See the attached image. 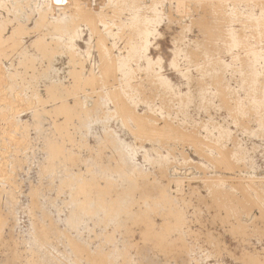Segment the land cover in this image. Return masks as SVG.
<instances>
[{"label": "rangeland", "instance_id": "1", "mask_svg": "<svg viewBox=\"0 0 264 264\" xmlns=\"http://www.w3.org/2000/svg\"><path fill=\"white\" fill-rule=\"evenodd\" d=\"M47 1L0 0V264H264V0Z\"/></svg>", "mask_w": 264, "mask_h": 264}, {"label": "bare ground", "instance_id": "2", "mask_svg": "<svg viewBox=\"0 0 264 264\" xmlns=\"http://www.w3.org/2000/svg\"><path fill=\"white\" fill-rule=\"evenodd\" d=\"M132 1V0H131ZM214 1V0H213ZM245 1V0H244ZM235 2V1H234ZM66 1L65 0H48L44 5H43V8H42V10H38L37 11V13L39 14V16L41 17H38V18H40V23H39V25L41 24V26H43V25H46V24H48V25H50V26H52V24H54L55 25V27L54 28H62V30H63V28L65 27V26H62V25H60V27L58 26L59 24H55V22L54 21H51V22H49V20H48V14H49V12H48V9H50L51 10V12H52V16H54V19L55 18H57V17H59L60 18V20L61 19H63V17L65 16V15H62V14H65V12H66V10H67V7H66ZM121 4H122V2H121ZM129 4V3H128ZM108 5V4H107ZM110 5V4H109ZM117 5V4H116ZM123 5V4H122ZM122 5H121V7H122ZM130 5V4H129ZM199 5V4H198ZM264 5V4H263ZM112 6V5H111ZM118 6V5H117ZM132 6V5H131ZM257 7V6H256ZM45 8V9H44ZM46 8H47V10H46ZM129 8V7H128ZM122 9V8H121ZM260 10V9H259ZM115 12V11H114ZM70 13V12H69ZM116 13V12H115ZM62 15V16H61ZM117 15V14H116ZM238 15V14H237ZM17 16V15H16ZM137 16V15H136ZM66 17V16H65ZM101 17V16H100ZM155 17V16H154ZM50 18V17H49ZM52 18V17H51ZM65 19V18H64ZM131 19V18H130ZM133 19V18H132ZM262 19V18H261ZM58 20V19H57ZM57 20H56V23H57ZM102 20V19H101ZM18 21V20H17ZM12 22H15L14 20L12 21H9V23H12ZM61 23H62V20L60 21ZM59 22V23H60ZM64 22H65V20H64ZM81 22H83V20L81 21ZM131 22H133V21H131ZM49 23H51V24H49ZM71 23H72V21H71ZM21 24V23H20ZM43 24V25H42ZM119 24V23H118ZM213 24V23H212ZM251 24V23H250ZM73 25V24H72ZM206 25V24H205ZM257 25H259V24H257ZM71 26V25H70ZM119 26H121L120 24H119ZM68 27V26H67ZM73 27H74V25H73ZM124 27V26H123ZM19 28L21 29V27H19V25L17 26V23L15 22V24L13 25V28H12V32H10V35L8 36V37H6L5 36V34L3 35H0V58H3V56L4 55H6L5 53H4V51H6V49L8 50L10 47H8V44L9 43H11V42H13V41H16V39H17V31L19 30ZM53 28V29H54ZM131 28H132V26H131ZM258 29V28H257ZM122 30V29H121ZM148 30V29H147ZM123 31V30H122ZM130 31V30H129ZM53 32V31H52ZM60 33V32H59ZM62 34V33H61ZM54 35V34H53ZM148 35V34H147ZM47 37V36H46ZM115 37V36H114ZM213 37V36H212ZM242 37V36H241ZM45 38V37H44ZM138 38V37H137ZM147 38V37H146ZM237 39V38H236ZM204 40V39H203ZM44 41V40H43ZM243 42V41H242ZM241 42V44H243ZM127 43H128V41H127ZM46 44V43H45ZM142 45V44H141ZM240 45V44H239ZM46 46V45H45ZM143 46V45H142ZM234 46V45H233ZM128 47V46H127ZM238 47V46H237ZM247 47V46H246ZM211 48V47H210ZM212 49V48H211ZM221 49V48H220ZM45 51H46V49H45ZM209 51H210V49H209ZM213 52V51H212ZM2 54H4L3 56H2ZM9 55V54H8ZM128 55V54H127ZM7 56V55H6ZM10 57V56H9ZM4 58H6V57H4ZM136 59V58H135ZM81 60V59H80ZM240 60V59H239ZM25 61V60H24ZM195 61V60H194ZM255 61V60H254ZM79 62V61H78ZM206 62V61H205ZM239 62V61H238ZM25 63V62H24ZM34 63V62H33ZM83 63V62H82ZM114 63V62H113ZM136 63V62H135ZM196 63V62H195ZM263 63H264V61H263ZM84 64V63H83ZM193 64V63H192ZM25 65H27V63H25ZM25 65H24V67H25ZM31 65V64H30ZM103 65V64H102ZM28 66V65H27ZM100 66H101V64H100ZM105 66V65H104ZM83 67V66H82ZM106 68H107V65H106ZM106 68H103V69H106ZM109 68H111L112 69V67L110 66ZM204 68V67H203ZM99 69V68H98ZM255 69V68H254ZM23 70V69H22ZM35 70H36V67H35ZM90 70H92V69H90ZM37 71V70H36ZM35 71V72H36ZM81 71V70H80ZM28 72V71H27ZM30 72H31V70H30ZM38 72V71H37ZM82 72V71H81ZM113 72V71H112ZM118 72V71H117ZM133 72V71H132ZM33 73H34V71H33ZM39 73V72H38ZM42 73V72H41ZM46 73V72H45ZM45 73H44V76H45ZM78 73V72H77ZM102 73V72H101ZM136 73V72H135ZM19 74H20V71H19ZM19 74H17V72L15 73H10V72H8L7 73V75H8V77H10L11 79H13L14 77L15 78H17L18 76H19ZM27 74V73H26ZM43 74V73H42ZM93 74V73H92ZM3 75H5L3 72H0V78H2V76ZM18 75V76H17ZM21 75L23 76V73L22 74H20V77H21ZM31 75H32V73H31ZM37 76H35V75H33V77L35 76V78L36 77H39L38 76V74H36ZM115 75V74H114ZM113 75V76H114ZM214 75V74H213ZM245 75V74H244ZM17 76V77H16ZM27 76H29L28 74H27ZM48 76H49V74H48ZM30 77V76H29ZM32 77V76H31ZM42 77V76H41ZM40 77V78H41ZM250 77V76H249ZM19 78V77H18ZM23 78V77H22ZM43 78V77H42ZM46 78H48V77H46ZM127 78V77H126ZM213 78H215V77H213ZM106 79V78H105ZM242 79V78H241ZM251 79V78H250ZM32 80H34V79H32ZM37 80V79H36ZM47 80V79H46ZM89 80H90V78H89ZM40 81H41V79H40ZM103 81V80H102ZM107 81V80H106ZM214 81V80H213ZM32 82V81H31ZM91 82V81H90ZM214 82H216V81H214ZM247 82V81H246ZM198 83V82H197ZM249 83V82H248ZM250 84V83H249ZM80 86V85H79ZM89 86V85H88ZM244 87H245V85H244ZM77 88V87H76ZM64 89V88H63ZM252 89V88H251ZM65 90V89H64ZM257 90V89H256ZM133 91H134V89H133ZM220 93V92H219ZM226 94H227V92H226ZM229 94V93H228ZM261 94V93H260ZM64 95V94H63ZM133 96H134V94H133ZM73 97V96H72ZM224 97V96H223ZM52 98V97H51ZM263 98V97H262ZM54 100V99H53ZM77 101V100H76ZM137 101V100H136ZM224 101V100H223ZM242 102V101H241ZM49 103V102H48ZM94 103V102H93ZM148 103V102H147ZM230 103H232V102H230ZM230 103L228 104V105H230ZM238 103V102H237ZM61 104H63V103H61ZM205 104V103H204ZM47 105V104H46ZM123 105V104H122ZM225 105V104H224ZM64 106V105H63ZM62 106V107H63ZM117 106V105H116ZM58 107V106H57ZM60 107V106H59ZM125 107V106H124ZM229 107H231V106H229ZM233 107V106H232ZM243 107V106H242ZM56 108V107H55ZM119 108H120V106H119ZM131 108V107H130ZM204 108V107H203ZM60 109V108H59ZM86 109V108H85ZM127 109V108H126ZM57 110V109H56ZM61 110V109H60ZM88 110V109H87ZM122 110V109H121ZM124 110V109H123ZM240 110V109H239ZM126 111V110H125ZM131 111V110H130ZM134 111V110H133ZM230 111H231V109H230ZM233 111V110H232ZM241 111V110H240ZM50 112V111H49ZM78 112V111H77ZM123 111H121V113H122ZM251 112V111H250ZM44 113H45V111H44ZM80 113V112H79ZM86 113V112H85ZM89 113V112H88ZM120 113V112H119ZM126 113V112H125ZM128 113V112H127ZM133 113V112H132ZM131 113V114H132ZM136 113V112H135ZM248 113V112H247ZM46 114V113H45ZM68 114V113H67ZM66 115V114H65ZM125 115H127V114H125ZM128 115H130V114H128ZM127 115V116H128ZM61 116V115H60ZM62 116H63V114H62ZM69 116V115H68ZM131 116V115H130ZM129 116V117H130ZM135 116V115H134ZM133 116V117H134ZM55 117V116H54ZM64 117H66V116H64ZM70 117V116H69ZM42 118V117H41ZM56 118H57V116H56ZM135 118V117H134ZM137 118V117H136ZM136 118L134 119V121L136 120ZM66 119V118H65ZM131 120H133L132 118H130ZM139 119V118H138ZM145 119V118H144ZM82 120V119H81ZM124 120V119H123ZM142 120V119H141ZM140 120V121H141ZM70 121V120H69ZM78 121H79V119H78ZM96 121V120H95ZM42 122V121H41ZM55 122V121H54ZM144 122L146 123L147 121H145L144 120ZM144 123V124H145ZM39 124V123H38ZM137 124H138V122H137ZM247 124V123H246ZM42 125V124H41ZM141 125H142V123H141ZM139 126V125H138ZM242 126H243V124H242ZM146 127V126H145ZM141 128V127H140ZM152 129V128H151ZM144 130V132H145V129H142V131ZM154 130V129H153ZM59 132V131H58ZM144 132H143V134H144ZM155 132V131H154ZM67 133H68V131H67ZM142 133V132H141ZM162 133V132H161ZM160 134V133H159ZM158 134V135H159ZM168 134V133H167ZM166 134V135H167ZM165 135V134H164ZM68 136H70V135H68ZM114 136V135H113ZM71 137V136H70ZM79 137V136H78ZM104 137V136H103ZM160 137H162V134H161V136ZM264 137V136H263ZM53 138V137H52ZM156 138V137H155ZM159 138V137H158ZM75 139V138H74ZM234 139V138H233ZM76 141V140H75ZM78 142V141H77ZM108 142V141H107ZM70 143V142H69ZM75 143V142H74ZM105 143H106V141H105ZM160 143V142H159ZM173 143V142H172ZM62 143H60V145H61ZM64 144V143H63ZM83 144V143H82ZM168 144V143H167ZM236 144V143H235ZM52 145V144H51ZM56 145V144H55ZM72 145V144H71ZM109 145V144H108ZM114 145V144H113ZM65 146V145H64ZM78 146V145H77ZM115 146V145H114ZM164 146V145H163ZM51 147V146H50ZM55 147V146H54ZM62 147V146H61ZM81 147H83V146H81ZM47 148V147H46ZM62 148H64V147H62ZM74 149V148H73ZM77 149H78V147H77ZM92 149V148H91ZM55 150V149H54ZM60 150H63V149H60ZM90 150V149H89ZM57 151H59V149L57 150ZM67 151V150H66ZM85 151V150H84ZM51 153V152H50ZM54 153H56V152H54ZM62 153H64V152H62ZM66 153V152H65ZM118 153V152H117ZM53 154V153H52ZM57 154V153H56ZM61 154V153H60ZM85 154V153H84ZM77 155H79V154H77ZM99 155V154H98ZM97 156V155H96ZM130 156V155H129ZM53 157V156H52ZM57 157V156H56ZM55 157V158H56ZM64 157V156H63ZM95 157V156H94ZM125 157V156H124ZM202 157H203V155H202ZM65 158V157H64ZM100 158V157H99ZM68 159V158H67ZM118 159V158H117ZM57 160V159H56ZM58 160H59V157H58ZM66 160V159H65ZM69 160V159H68ZM50 161H52V160H50ZM121 163V162H120ZM98 164V163H97ZM116 165V164H115ZM54 167V166H53ZM58 167V166H57ZM60 167V166H59ZM105 167V166H104ZM108 167V166H107ZM117 167V166H116ZM118 167H119V165H118ZM125 167V166H124ZM71 168V167H70ZM113 168H115V167H113ZM66 169V168H65ZM123 169V168H122ZM55 170V169H54ZM53 170V171H54ZM61 170V169H60ZM118 170V169H117ZM121 170V169H120ZM134 170V169H133ZM65 171H67V170H65ZM90 171H91V169H90ZM119 171V170H118ZM87 172H89L88 170H87ZM91 173L93 174L94 172H92L91 171ZM122 173H123V171H122ZM82 174V173H81ZM90 174V173H89ZM91 174V175H92ZM117 174H118V172H117ZM124 175H125V172L123 173ZM164 175V174H163ZM162 175V176H163ZM71 176V175H70ZM97 176V175H96ZM95 176V177H96ZM120 176H122V175H120ZM128 176V175H127ZM211 177H213V176H211ZM125 178V177H124ZM130 178H131V176H130ZM144 178V177H143ZM154 178V177H153ZM71 179V178H70ZM77 179V178H76ZM89 179H90V177H89ZM95 179V178H94ZM126 179H128V177H126ZM133 179V178H132ZM75 180V179H74ZM112 180V179H111ZM135 180V179H134ZM63 181V180H62ZM80 181V180H79ZM83 181V180H82ZM84 181H85V179H84ZM92 181H94V180H92ZM100 181H102V180H100ZM71 182H72V180H71ZM70 182V183H71ZM74 182H76V181H74ZM73 182V183H74ZM90 182V181H89ZM95 182V181H94ZM103 182H104V180H103ZM115 182H116V180H115ZM124 182V181H123ZM141 182H142V180H141ZM144 182V181H143ZM208 182H209V180H208ZM77 183V182H76ZM79 183V182H78ZM92 183V182H91ZM120 183V182H119ZM118 183V184H119ZM127 183V182H126ZM87 184V183H86ZM121 184V183H120ZM130 184V183H129ZM77 185V184H76ZM81 185V184H80ZM82 185H83V182H82ZM104 185V184H103ZM115 185V184H114ZM117 185V184H116ZM68 186H69V184H68ZM78 186H79V184H78ZM87 186H89V184H87ZM118 186V185H117ZM116 186V187H117ZM60 187H62V186H60ZM65 187V186H64ZM90 187V186H89ZM88 187V188H89ZM98 187V186H97ZM120 187H122V185L120 186ZM66 188V187H65ZM103 188H106V187H103ZM77 189V188H76ZM83 189V187L81 188V190ZM100 189H101V187H100ZM110 189V188H109ZM133 189V188H132ZM116 190V189H115ZM163 190H164V188H163ZM75 191V190H74ZM100 191V190H99ZM212 191V190H211ZM218 191V190H217ZM61 192V191H60ZM83 192V191H82ZM109 192V191H108ZM126 192H128V191H126ZM164 192V191H163ZM75 193V192H74ZM90 193V192H89ZM102 193V192H101ZM104 193V192H103ZM102 193V194H103ZM227 193V192H226ZM60 194V193H59ZM86 194H87V192H86ZM118 194V193H117ZM123 194H124V192H123ZM85 195V194H84ZM83 195V196H84ZM88 195V194H87ZM86 195V196H87ZM104 195V194H103ZM108 195H110V194H108ZM114 195V194H113ZM152 195V194H151ZM166 195V194H165ZM222 195V194H221ZM81 196V195H80ZM91 196V195H90ZM96 196V195H95ZM115 196V195H114ZM125 196V195H124ZM169 196V195H168ZM226 196H228V195H226ZM71 197V196H70ZM103 197V196H102ZM117 197V196H116ZM162 198L164 197L163 196V194H162V196H161ZM160 197V198H161ZM213 197V196H212ZM222 197V196H221ZM233 197V196H232ZM74 198V197H73ZM85 198V197H84ZM83 198V199H84ZM119 197H117V199H118ZM129 198V197H128ZM131 198V197H130ZM139 198V197H138ZM168 198V197H167ZM245 198V197H244ZM91 199V198H90ZM97 199V198H96ZM103 199V198H102ZM109 199V198H108ZM203 199V198H202ZM92 200V199H91ZM111 200V199H110ZM109 200V201H110ZM115 200L116 199H114L113 201H112V203H114L115 204ZM162 200V199H161ZM216 200V199H215ZM217 200H218V198H217ZM217 200L215 201V202H217ZM233 200V199H232ZM72 201V200H71ZM105 201V200H104ZM109 201H108V203H109ZM121 201V200H120ZM164 201V200H163ZM170 201V200H169ZM184 201V200H183ZM189 201V200H188ZM223 201H224V198H223ZM223 201H221V203L223 202ZM231 201V200H230ZM229 201V202H230ZM234 201V200H233ZM74 202V201H73ZM76 202V201H75ZM83 202V201H82ZM85 202V201H84ZM87 202V201H86ZM117 202V201H116ZM143 202V201H142ZM145 202H147L146 200H145ZM229 202H227V203H229ZM232 202V201H231ZM77 203V202H76ZM188 203V202H187ZM72 204V203H71ZM77 204H79V202L77 203ZM88 204V203H87ZM110 205H111V203H109ZM123 204V203H122ZM85 205V204H84ZM98 205H99V203H98ZM102 205V204H101ZM103 205H104V203H103ZM102 205V207L100 206V208L101 209H103V210H105L106 212L108 211V212H110L111 214L113 213V208H112V210L110 211V210H108L107 208H104V206ZM119 205H121V203L119 204ZM124 205V204H123ZM128 205V204H127ZM142 205H144L143 203H142ZM149 205V204H148ZM147 205V206H148ZM189 205V204H188ZM217 205H218V202H217ZM231 205V204H230ZM83 206V205H82ZM82 206H80V207H82ZM154 206H156V205H154ZM190 206V205H189ZM65 207V206H64ZM75 207V206H74ZM84 207V206H83ZM87 207V206H86ZM133 207V206H132ZM149 207H150V205H149ZM233 207L235 208V206L233 205ZM125 208V207H124ZM127 208V207H126ZM125 208V209H126ZM144 208V207H143ZM147 208V207H146ZM156 208V207H155ZM157 208H159V207H157ZM223 208V207H222ZM244 208H246V207H244ZM86 209V208H85ZM220 209V208H219ZM232 209V208H231ZM91 210V209H90ZM92 210H93V208H92ZM96 210V209H95ZM94 210V211H95ZM145 210V209H144ZM161 210V209H160ZM242 210V209H241ZM84 211V210H83ZM87 211V210H86ZM104 211V212H105ZM116 211V210H115ZM146 211V210H145ZM154 211V210H153ZM168 210H166V212H167ZM174 211H175V209H174ZM73 212V211H72ZM91 212V211H90ZM106 212H105V214H106ZM117 212H120L119 210L117 211ZM73 213H77L76 211L75 212H73ZM78 213H79V210H78ZM77 213V214H78ZM84 213V212H83ZM87 213V215H88V212H86ZM92 213V212H91ZM110 213H109V215H110ZM145 213V212H144ZM144 213H143V215H144ZM147 214H148V212H146ZM145 213V214H146ZM152 213V212H151ZM156 213V212H155ZM154 213V214H155ZM229 213V212H228ZM236 213H237V211H236ZM48 214V213H47ZM72 214V213H71ZM93 214V213H92ZM115 214H116V212H115ZM118 214V213H117ZM116 214V215H117ZM126 214V213H125ZM153 214V215H154ZM166 214V213H165ZM226 214V213H225ZM86 215V216H87ZM89 215H90V213H89ZM95 215H97V214H95ZM120 215V214H119ZM118 215V216H119ZM137 215V214H136ZM168 215V214H167ZM241 215V214H240ZM72 216H74V214L72 215ZM105 216H107V215H105ZM111 216V215H110ZM121 216V215H120ZM131 216V215H130ZM139 216V215H138ZM157 216V215H156ZM177 216V215H176ZM181 216V215H180ZM193 216V215H192ZM215 216H216V214H215ZM136 217V216H135ZM141 217V216H140ZM179 217V216H178ZM183 217V216H182ZM71 218V217H70ZM77 218H78V216H77ZM77 218H75V219H77ZM93 218V217H92ZM127 218V217H126ZM125 218V219H126ZM146 218V217H145ZM147 218H150V217H147ZM219 218H221V217H219ZM111 219V218H110ZM136 220H138L137 218H135ZM163 219V218H162ZM68 220V219H67ZM66 220V221H67ZM71 220V219H70ZM70 220L68 221L69 223H70ZM72 220H74V219H72ZM135 220V221H136ZM142 220H145L144 218H142ZM148 220V219H147ZM146 220V221H147ZM179 220V219H178ZM182 220V219H181ZM220 220V219H219ZM103 221V220H102ZM140 221V220H139ZM164 221V220H163ZM170 221V220H169ZM67 222V223H68ZM145 222V221H144ZM151 222V221H150ZM229 222V221H228ZM66 223V222H65ZM68 223V224H69ZM71 223H72V221H71ZM104 223V222H103ZM117 223H119V222H117ZM163 223H165V222H163ZM168 222L166 221V224H167ZM178 223V222H177ZM176 223V224H177ZM225 223V222H224ZM120 224V223H119ZM139 224V223H138ZM144 224V223H143ZM155 224V223H154ZM185 224V223H184ZM107 225V224H106ZM140 225V224H139ZM138 225V226H139ZM146 225V224H145ZM165 225V224H164ZM164 225H163V227H164ZM180 225V224H179ZM228 225H230V224H228ZM232 225V224H231ZM68 226V225H67ZM71 226V225H70ZM121 226V225H120ZM123 226V225H122ZM135 226V225H134ZM144 226V225H143ZM150 226V225H149ZM151 226H152V224H151ZM171 226H172V224H171ZM243 225H241V227H242ZM117 227V226H116ZM119 227V226H118ZM125 227V226H124ZM162 226H161V230H162V228H163ZM167 227V226H166ZM182 227V226H181ZM146 228H147V226H146ZM169 228V227H168ZM167 228V229H168ZM172 228V227H171ZM117 229V228H116ZM165 229V228H164ZM166 229V230H167ZM243 229H244V226H243ZM129 230V229H128ZM147 230V229H146ZM145 230V231H146ZM168 230H170V229H168ZM168 230H167V232H168ZM235 230V229H234ZM236 230H237V228H236ZM245 230H247V229H245ZM126 231V230H125ZM149 231H151V230H149ZM187 231V230H186ZM231 231V230H230ZM232 231H233V229H232ZM107 232V231H106ZM144 232V231H143ZM148 232V231H147ZM167 232H165V233H167ZM170 232H172V230L170 231ZM174 232H175V230H174ZM237 232V231H236ZM244 232V231H243ZM146 233V232H145ZM149 233V232H148ZM229 233V232H228ZM231 233H233V232H231ZM245 233V232H244ZM263 233H264V231H263ZM59 234V233H58ZM95 234V233H94ZM98 234V233H97ZM111 234H113V233H111ZM111 234H109V235H111ZM126 234V233H125ZM131 234V233H130ZM147 234V233H146ZM157 234V233H156ZM180 234V233H179ZM192 234V233H191ZM238 234V233H237ZM129 235V234H128ZM141 235V234H140ZM169 235V234H168ZM181 235H182V233H181ZM240 235V234H239ZM264 235V234H263ZM33 236H34V234H33ZM64 236V235H63ZM69 236V235H68ZM125 236V235H124ZM154 236V235H153ZM159 236H160V233H159ZM243 236H245V235H243ZM109 237V236H108ZM133 237V236H132ZM142 237V236H141ZM157 237H158V235H157ZM169 237V236H168ZM62 238V237H61ZM148 238V237H147ZM154 239H155V237H153ZM159 238V237H158ZM162 238V237H161ZM164 238V237H163ZM94 239V238H93ZM153 239V240H154ZM160 239V238H159ZM78 240V239H77ZM143 240V239H142ZM141 240V241H142ZM164 240H165V238H164ZM177 240V239H176ZM176 240H174V241H176ZM90 241V240H89ZM114 241V240H113ZM140 241V242H141ZM161 241H163V239H161ZM79 242V241H78ZM147 242V241H146ZM165 242H166V240H165ZM182 242V241H181ZM82 243V242H81ZM111 243H112V241H111ZM114 243V242H113ZM123 243V242H122ZM162 243V242H161ZM160 243V244H161ZM173 243V242H172ZM171 243V247H172V244ZM175 243H177V242H175ZM102 244V243H101ZM156 244V243H155ZM168 244V243H167ZM183 244V243H182ZM74 245V244H73ZM157 245V244H156ZM155 245V246H156ZM159 245V244H158ZM78 246H81V245H79L78 244ZM126 246V245H125ZM153 246V245H152ZM160 246V245H159ZM168 246V245H167ZM195 246V245H194ZM219 246V245H218ZM71 247V246H70ZM130 247V246H129ZM146 247V246H145ZM157 247V246H156ZM162 247V246H161ZM160 247V248H161ZM170 247V248H171ZM183 247H185V245L183 246ZM75 248V247H74ZM81 249V248H80ZM89 249V248H88ZM117 249V248H116ZM131 249V248H130ZM149 249V248H148ZM166 249V248H165ZM164 249V251H166ZM182 248H180V250H181ZM168 250H169V248H168ZM184 250V249H183ZM185 250H187L186 248H185ZM77 251V250H76ZM81 252H82V250H81ZM93 252H94V250H93ZM97 252V251H96ZM107 252V251H106ZM105 252V255L107 254ZM112 252H113V250H112ZM126 252V251H125ZM170 252V251H169ZM78 253V252H77ZM83 253V252H82ZM127 253V252H126ZM166 254H168L167 252H165ZM164 253V254H165ZM171 253V252H170ZM176 253V252H175ZM162 254V253H161ZM163 254V255H164ZM179 254V253H178ZM99 255V254H98ZM169 255V254H168ZM77 256V255H76ZM102 256V255H101ZM100 256V257H101ZM99 257V258H100ZM245 257V256H244ZM251 256H249V258H250ZM80 258H82V256L80 257ZM85 259V258H84ZM94 259V258H93ZM174 259V258H173ZM95 260V259H94ZM100 260H101V258H100ZM108 260V259H107ZM110 260V259H109ZM73 261H74V259H73ZM129 261V260H128ZM253 261V260H252ZM77 262V261H76ZM99 262V261H98ZM100 263V262H99ZM198 263V262H197ZM102 264V263H101ZM187 264V263H186Z\"/></svg>", "mask_w": 264, "mask_h": 264}]
</instances>
